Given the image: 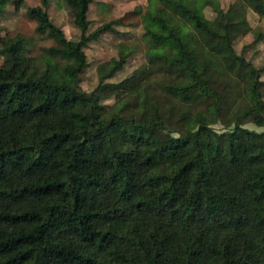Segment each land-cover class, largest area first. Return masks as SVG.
<instances>
[{"label":"trees","instance_id":"trees-1","mask_svg":"<svg viewBox=\"0 0 264 264\" xmlns=\"http://www.w3.org/2000/svg\"><path fill=\"white\" fill-rule=\"evenodd\" d=\"M61 1L77 41L51 23L48 0L27 14L52 46L31 55L29 40L0 31V264H264V132L239 122L264 128V65L247 63L241 81L261 109L238 108L231 127L221 104L233 90L203 78L216 41L245 62L233 47L244 5L204 22L195 0H149L131 94L104 83L126 56L95 91L81 89L84 49L119 22L90 32L91 0ZM159 43L176 57L158 54Z\"/></svg>","mask_w":264,"mask_h":264},{"label":"rangeland","instance_id":"rangeland-1","mask_svg":"<svg viewBox=\"0 0 264 264\" xmlns=\"http://www.w3.org/2000/svg\"><path fill=\"white\" fill-rule=\"evenodd\" d=\"M148 1L91 0L88 12L90 32L105 23H119L113 26V32L103 34L96 42L89 43L84 49L87 66L80 75L79 83L83 91H95L99 85V76L105 73L114 61L126 56L127 61L123 69L104 83L121 84L131 94L137 93L141 77L133 76L146 63V42L143 38L141 14L147 8ZM48 2L47 13L51 23L63 32L66 39L77 41L80 32L73 25L71 13L63 6L61 0H48ZM235 3L244 5L246 23L240 26V36L235 40L233 47L236 55L245 62L238 64L229 59L222 42L216 41L210 47V55L205 61L203 74V78L216 92L220 93L225 88L233 90V94L221 104L222 110L229 115L228 127L237 120L235 115L238 108L261 109L259 101L243 92L241 81L247 73V63L256 68L264 65V0H195L199 17L204 22L213 20L218 9L227 10ZM38 7L40 0H22L18 9L15 8V0H6L0 5L1 36L3 38L23 36L31 42L29 47L31 55H36L53 45L51 39L35 33V23L28 18V10ZM179 32L183 42L188 49H191L197 40L191 25L183 24ZM156 51L169 59L176 57L171 43H159ZM259 92L264 102V74L261 77ZM261 114L264 118V111L261 110ZM239 122L248 130L264 132V128H256L252 124V119ZM215 129L221 130L222 127L217 126Z\"/></svg>","mask_w":264,"mask_h":264}]
</instances>
